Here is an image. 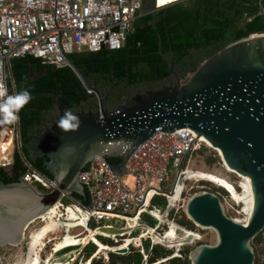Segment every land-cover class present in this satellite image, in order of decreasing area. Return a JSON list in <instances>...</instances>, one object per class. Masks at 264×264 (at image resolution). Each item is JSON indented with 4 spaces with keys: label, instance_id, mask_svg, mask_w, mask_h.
I'll use <instances>...</instances> for the list:
<instances>
[{
    "label": "water",
    "instance_id": "1",
    "mask_svg": "<svg viewBox=\"0 0 264 264\" xmlns=\"http://www.w3.org/2000/svg\"><path fill=\"white\" fill-rule=\"evenodd\" d=\"M67 60L84 88L98 95L101 105L98 111L74 112L81 126L64 132L58 123L68 105L57 92L42 94L53 99L59 116L24 147L33 164L44 159L57 188L46 193L22 179L0 183V253L4 247L23 245L28 226L53 210L63 192L89 197L79 175L97 157L119 177L126 173L135 151L156 133L189 132L218 151L226 169L249 179L252 198V213L246 223H240L227 215L217 193L193 195L186 216L194 225L214 230L217 243L196 247L190 260L192 264H255L252 243L264 231V34L229 45L204 61L184 83L138 93L111 110L97 82L90 84L72 59ZM108 157L122 161L113 165ZM102 230L119 235L116 232L124 229ZM85 246L58 250L50 261L67 264L73 252L81 255ZM117 252L129 253L128 249ZM0 264H5L1 255Z\"/></svg>",
    "mask_w": 264,
    "mask_h": 264
},
{
    "label": "built area",
    "instance_id": "2",
    "mask_svg": "<svg viewBox=\"0 0 264 264\" xmlns=\"http://www.w3.org/2000/svg\"><path fill=\"white\" fill-rule=\"evenodd\" d=\"M160 1L0 0V85L7 88L9 95L16 94L12 66L18 59L32 57L43 66L63 69L69 66L67 58L71 55L99 53L102 50L119 51L125 46L132 24L140 11L148 9L150 13H156L187 0H171L162 5ZM261 2L264 13V0ZM21 126V118L11 124L0 123V168L9 169L14 166L16 153L21 150ZM205 144L203 139L189 132L177 135L158 132L135 151L127 163L126 173L119 177L114 176L100 157H97L79 175L82 184L88 189L91 209L71 194L63 192L53 209H56V214H52L51 210L30 224L26 233L38 221L43 222L41 227L51 220L60 225L72 221L78 225L74 230H82L73 235L75 238H81L92 231L96 233L98 240L104 238L114 241L118 236H127L123 243L131 239L128 252L134 247L145 255V243L150 241L151 250L162 246L175 251L172 258L181 257L183 247L197 239L191 243L171 245L159 241L156 236L165 237L173 225L177 226L178 236L186 234L187 228L177 218L181 211L186 215L191 198L189 192L193 190L188 183L208 181L197 177L183 179V176L189 171L190 157ZM25 165L27 171L22 176L24 182L46 193L57 188L56 182L36 170L31 161L26 160ZM173 174H176V178L169 190ZM238 177L241 180L238 185L240 191L243 182L250 187L249 179ZM181 184L182 188L179 189ZM216 193L225 199L222 193ZM158 197L167 199L164 210L158 207L162 204L156 201ZM231 199L234 203L227 201V210L237 215V218H231L236 222L246 223L252 213V204L248 211L247 206L237 203L232 197ZM71 209L78 210V219L69 220ZM157 211L160 215L155 214ZM145 216L155 221V227L143 221ZM40 228L33 231L30 238ZM104 228L128 231L126 235H107L103 233ZM68 234L69 231L64 226L47 234L43 247H40L41 264H45L44 259L49 256L51 258L58 251L56 244ZM91 242L100 250L96 242ZM123 243L116 241L114 247L122 246ZM47 250L49 254L46 255ZM111 252L118 254L117 251ZM43 255H46L45 258ZM95 255L96 253L92 259L101 258ZM147 257L145 255L146 259ZM104 259L107 262L108 255Z\"/></svg>",
    "mask_w": 264,
    "mask_h": 264
},
{
    "label": "trees",
    "instance_id": "3",
    "mask_svg": "<svg viewBox=\"0 0 264 264\" xmlns=\"http://www.w3.org/2000/svg\"><path fill=\"white\" fill-rule=\"evenodd\" d=\"M263 33L264 13L261 0H187L156 13H150L148 9L140 11L132 24L125 46L119 51L102 50L99 53L71 55L70 58L88 82L94 79L98 81V88L102 92H107L111 87L116 88L117 100L120 101L124 94L130 92L128 88L131 84L145 86L166 79L171 74L170 67L173 64L180 66V71L192 75L204 61L229 45ZM34 63H39L40 68L33 67ZM46 68L50 67L43 66L39 60L32 57L18 59L13 63L12 75L16 93L28 89L33 99L19 113L22 121L21 150L16 153L15 164L11 170L0 168V183L13 184L21 181L27 171L25 161H30L25 144L31 143L45 130L47 127L45 123L52 120L48 112L54 109L53 100L43 96L42 93L49 92L51 86H54L56 83L54 75L47 73L33 79L34 74L41 75L42 70ZM59 72L61 76L68 74L64 82L65 95L68 99L64 102L69 106L68 109L79 112L74 101L80 99V89L84 90V85L71 67L59 69ZM121 76L126 79L130 77L129 82L117 86ZM98 110V105L93 108V111ZM106 160L114 165L120 163L122 158L108 157ZM217 161L219 162L220 158ZM217 161L213 158L209 159L210 164H215ZM33 167L53 179L44 167V159H39ZM219 191L228 195L223 188L215 190V192ZM73 196L84 206L90 205L88 196L86 198ZM156 201L167 205L165 197H158ZM56 212L55 209L52 214L55 215ZM180 224L189 229H186L188 232L195 228L186 215ZM103 233L112 235L105 231ZM116 233L127 234L123 233V230ZM102 239L112 244H103L92 231L78 238V246H85L93 240L100 246V251H122L131 243L130 241L128 245L124 244L116 248L114 241ZM262 242H264V231L253 240L256 244ZM150 247L151 243L147 241L145 243L147 259L140 250L131 247L126 255L110 252L107 262L101 257L94 259L92 263V257L98 247L90 242L83 251L85 257L83 260L86 264H156L168 259L175 252L162 246H156L153 250ZM190 253L189 249L181 250V257H174L159 264H192ZM73 254V259L67 264H74L80 257L76 251ZM49 264H52L51 261ZM255 264H260L259 259Z\"/></svg>",
    "mask_w": 264,
    "mask_h": 264
},
{
    "label": "rangeland",
    "instance_id": "4",
    "mask_svg": "<svg viewBox=\"0 0 264 264\" xmlns=\"http://www.w3.org/2000/svg\"><path fill=\"white\" fill-rule=\"evenodd\" d=\"M211 158L216 159V161H217V159L220 158V161L219 162L217 161L215 164H210L209 159H211ZM190 159H191V164L188 166L189 172H187L183 176V179L188 178V177H197V178H201L205 181L211 182V183H208V182H198V183L189 182L188 183L189 187H193V190L189 192L190 197H192L196 193L202 192V191L215 192V190H218L219 187L228 191V189H230V187H232V189H234V191H236V193H234V191H232V189H230V191H232V193H234V195H238V197H234V195H232V193H230V191H229L230 194H228V195H224V193L222 191H219V193H222V195L225 196V199H222V200H223V203L225 205L227 215L229 217H232V218H237V215H234L231 211L227 210V201L229 203H234L232 201L231 197L233 198L234 201H236V199H238V201H236V202L247 206V209L249 211V205L244 201V197H243L245 195V189L243 187L244 182L241 184L242 189L240 191V189L238 188V185L241 182L240 178L236 174L228 172V170L226 169V167L224 166V164L221 160L220 153L218 151L212 149L210 147V145L206 143L202 147V149L197 151L196 153H194L192 155V157H190ZM175 178H176V174H173L172 184H169V186H168L169 190L172 189L173 182L175 181ZM218 179H220V181H222V185H220V181H218ZM216 181H218V183H216ZM182 185L183 184H181L179 186V189L182 188ZM224 185H226V187H228V189H226V187H224ZM158 207L160 209L164 210L165 205L161 204V205H158ZM71 210L69 211V213H70L69 220L71 221L74 219H78L79 216L77 215V213H75L74 210H72V211ZM184 218H185V214L181 211L180 214L178 215L177 221L179 223H181L184 220ZM143 221H145V223L147 222L152 227L155 225V222L146 216L144 217ZM42 225H43V222L38 221L33 226L30 227V229L26 233V242L23 245H21L19 247L7 246V247H4L2 249L0 255H1V258L5 264H32V261H34V264H41L42 259L40 256V251H41V248L43 247V244H44V242H43L44 238L47 236V234L49 232H51V231L59 228V226H61L60 224L56 223L54 220L49 221L45 226L41 227ZM77 226L72 221L69 222L68 224L64 225V227H67L69 234L65 237V239H62L61 241H59L56 244V246H55L56 250H61L62 248H67V247H76L79 245L78 238H75L73 236V235L78 234L82 231L81 229L74 230ZM194 226H195V228L193 231L196 233L186 231V234H184L183 236H178V234L176 233V227L177 226L173 225L172 229L167 232V235L165 237L156 236V238L161 242H166V243L171 244V245H176V244L182 245L183 243L185 244L186 242L191 243L194 239H197L196 241H194L190 245L183 247V250L189 249L190 251L194 250L196 247H198L200 245H215L217 243V234L214 230L206 229V228H200L197 225H194ZM38 228H40V229L32 235V238H30L32 232ZM60 234H62V233L60 232ZM126 239H127V236H118L116 238V240L114 239V241L115 242L117 241L120 244H122ZM30 240H32L31 241V250H30L29 257L27 258L28 245L30 243ZM99 240L103 244H112L109 241L103 240L102 238H99ZM130 241H131V239H128L125 242V244L128 245L130 243ZM32 243H34V245H32ZM252 245H253V248H254V251L256 254V261H257V259H259L260 264H264V242H262L261 244L252 243ZM110 252H111V250L100 251L98 248L96 255H98L97 257H99V258L100 257L105 258L108 255V253H110ZM47 254H49L48 250H47L46 255ZM46 255H43V257L45 258ZM124 255H126V254H124ZM172 257H169L168 259L161 260L160 262H158L156 264H159L161 262H165V261L171 259ZM49 258H50V256L44 259L45 264L50 263ZM83 258H85V257L83 256V253H82L80 255V257L78 258V260L74 264H86V262L83 260ZM145 264H147V263H145Z\"/></svg>",
    "mask_w": 264,
    "mask_h": 264
},
{
    "label": "flooded vegetation",
    "instance_id": "5",
    "mask_svg": "<svg viewBox=\"0 0 264 264\" xmlns=\"http://www.w3.org/2000/svg\"><path fill=\"white\" fill-rule=\"evenodd\" d=\"M33 67L38 69V68H40V65H39V63H34ZM127 68H128V66H127ZM191 68H193V66H191ZM42 71H43V73L41 75L34 74L33 79L39 78L43 75H46L47 73L54 75V81L56 83L54 84V86H51V90L49 92H57L60 94V96L63 98V100L68 99V96L65 95V89H64V82L67 79L68 74L61 76L59 69L53 68V67L43 69ZM170 72H171L170 76H168L166 79H164L163 81H159L157 83H154L152 85L140 86V85L131 84L128 88L130 90V92L124 94L123 97L120 99V101L117 100L116 88L111 87L108 89L107 92H102L99 88L98 89L100 90V92L102 94V97L104 99V104L106 105L107 109L111 110V109H114L115 107L123 104L124 102L128 101L129 99H131L133 96H135L138 93H144V92H147L150 90H158V89H163L165 87L175 86V85H177V83L179 81H181L183 83L188 81V79L191 76L190 73H188V72L180 71V66H177L174 64L170 67ZM129 79H130V77H127V79H126L124 76H121L119 79V82L116 85L119 86L120 84L127 83V82H129ZM95 81L97 82V87H98V81L96 79L90 80L89 82H90V84H94ZM45 93H47V92H45ZM79 96H80V99H76L74 102L76 104V107L80 111H82V110H85V111L93 110V108H95V106L98 105L100 107V105H101L100 98L98 97V95L94 91H88L84 88V90H82V92L80 91ZM48 114L51 116L52 120H49L45 123L47 126H49L53 121H55L58 118L59 110L54 105L53 111L48 112Z\"/></svg>",
    "mask_w": 264,
    "mask_h": 264
},
{
    "label": "clouds",
    "instance_id": "6",
    "mask_svg": "<svg viewBox=\"0 0 264 264\" xmlns=\"http://www.w3.org/2000/svg\"><path fill=\"white\" fill-rule=\"evenodd\" d=\"M30 90L24 89L14 95H9L7 88L0 85V123H15L20 117L19 113L32 101ZM58 126L64 132H72L81 126L79 115L68 109L60 118Z\"/></svg>",
    "mask_w": 264,
    "mask_h": 264
},
{
    "label": "bare ground",
    "instance_id": "7",
    "mask_svg": "<svg viewBox=\"0 0 264 264\" xmlns=\"http://www.w3.org/2000/svg\"><path fill=\"white\" fill-rule=\"evenodd\" d=\"M168 1H171V0H163V2H162V0L159 2L160 3V5H162V4H165L166 2H168ZM206 142V141H205ZM207 143V142H206ZM208 144V143H207ZM228 170V169H227ZM189 172V171H188ZM228 172H230V173H233L232 171H230V170H228ZM218 181H220V179H218ZM218 181H216V183H218ZM220 185H222V181H220ZM224 187H226V185H224ZM243 187H244V189H245V195L243 196L244 197V201L249 205V209H250V206H251V202H252V198H251V190H250V187H249V185L248 184H246L245 182H244V184H243ZM226 189H228V187H226ZM230 189H232V187H230ZM230 189H228V191H230ZM242 189V188H241ZM232 191H234V189H232ZM232 191H230V193H232ZM234 193H236V191H234ZM234 193H232V195H234ZM234 197H238V195H234ZM236 201H238V199H236ZM72 210H74L75 211V213H77V215H79V212H78V210L77 209H72ZM71 210V211H72ZM156 215H160V212L159 211H157L156 213H155ZM127 231L128 230H126V229H124L123 230V233H127ZM106 232V231H105ZM106 233H108V232H106ZM108 234H111V233H108ZM32 245H34V243H32ZM32 264H34V261H32Z\"/></svg>",
    "mask_w": 264,
    "mask_h": 264
},
{
    "label": "snow or ice",
    "instance_id": "8",
    "mask_svg": "<svg viewBox=\"0 0 264 264\" xmlns=\"http://www.w3.org/2000/svg\"><path fill=\"white\" fill-rule=\"evenodd\" d=\"M162 2H163V0H162Z\"/></svg>",
    "mask_w": 264,
    "mask_h": 264
}]
</instances>
